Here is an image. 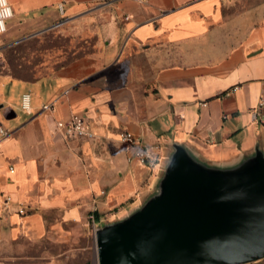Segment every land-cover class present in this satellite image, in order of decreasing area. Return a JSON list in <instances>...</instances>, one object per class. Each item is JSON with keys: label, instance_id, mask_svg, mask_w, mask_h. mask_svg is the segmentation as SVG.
I'll use <instances>...</instances> for the list:
<instances>
[{"label": "crops", "instance_id": "crops-1", "mask_svg": "<svg viewBox=\"0 0 264 264\" xmlns=\"http://www.w3.org/2000/svg\"><path fill=\"white\" fill-rule=\"evenodd\" d=\"M9 3L0 33V264L61 262L49 247H73L89 217L116 221L154 192L174 143L213 163L257 144L264 151L253 113L260 102L264 111V0ZM45 34L59 43L31 67L41 75L5 72L11 47ZM72 114L92 138L64 136L57 122ZM123 131L159 145L158 165L125 153Z\"/></svg>", "mask_w": 264, "mask_h": 264}, {"label": "water", "instance_id": "water-1", "mask_svg": "<svg viewBox=\"0 0 264 264\" xmlns=\"http://www.w3.org/2000/svg\"><path fill=\"white\" fill-rule=\"evenodd\" d=\"M154 192L95 228L97 264H248L264 258V151L229 163L174 143Z\"/></svg>", "mask_w": 264, "mask_h": 264}, {"label": "built area", "instance_id": "built-area-1", "mask_svg": "<svg viewBox=\"0 0 264 264\" xmlns=\"http://www.w3.org/2000/svg\"><path fill=\"white\" fill-rule=\"evenodd\" d=\"M12 14L13 10L9 0H3V2L0 3V20L3 21V30L0 31V33L5 31L6 21L11 18ZM30 102V94L28 92L24 93L21 97V108L23 110H29ZM261 108L262 102H260L259 105L254 109L253 113L257 116V119L260 123H264V111L261 110ZM57 127L61 129L64 136L67 138H92L93 136L92 132L89 130L85 118L78 114H72L66 120L58 121ZM6 136L7 130L0 123V143L6 138ZM119 140L123 151L129 154L132 158H135L144 164L147 168L152 169L160 162L161 148L159 145H146L138 136L129 131L121 132ZM9 170L10 172H13L12 167H10Z\"/></svg>", "mask_w": 264, "mask_h": 264}, {"label": "trees", "instance_id": "trees-1", "mask_svg": "<svg viewBox=\"0 0 264 264\" xmlns=\"http://www.w3.org/2000/svg\"><path fill=\"white\" fill-rule=\"evenodd\" d=\"M27 42V41H26ZM59 40L53 38L51 34H45L42 37L29 40L27 43H21L9 49V69L5 70L10 76L23 80H31L35 75H41L42 71L32 70L41 61L42 51L53 49L58 45ZM15 61V62H14ZM98 218L97 215H95Z\"/></svg>", "mask_w": 264, "mask_h": 264}, {"label": "rangeland", "instance_id": "rangeland-1", "mask_svg": "<svg viewBox=\"0 0 264 264\" xmlns=\"http://www.w3.org/2000/svg\"><path fill=\"white\" fill-rule=\"evenodd\" d=\"M71 45L72 42L66 40L65 46L71 47ZM123 213L125 212L120 213L117 217L122 216ZM114 219V217H108L102 223H109V221H113ZM89 221L88 228L82 232L83 237L73 247H49L51 254L62 256L63 260L58 264H97L94 232L95 228L102 223H97V221L94 223L93 217H89ZM248 264H264V258Z\"/></svg>", "mask_w": 264, "mask_h": 264}, {"label": "clouds", "instance_id": "clouds-1", "mask_svg": "<svg viewBox=\"0 0 264 264\" xmlns=\"http://www.w3.org/2000/svg\"><path fill=\"white\" fill-rule=\"evenodd\" d=\"M3 2V0H0V3H2ZM3 30V21L2 20H0V31H2Z\"/></svg>", "mask_w": 264, "mask_h": 264}]
</instances>
